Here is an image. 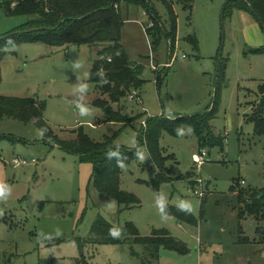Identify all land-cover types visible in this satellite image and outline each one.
Here are the masks:
<instances>
[{
	"label": "rangeland",
	"instance_id": "obj_1",
	"mask_svg": "<svg viewBox=\"0 0 264 264\" xmlns=\"http://www.w3.org/2000/svg\"><path fill=\"white\" fill-rule=\"evenodd\" d=\"M150 1L158 24L169 30L165 4ZM171 1L178 15L174 49L166 34L153 44V34L146 28L155 22L142 5L121 3L125 21L121 42L130 60L143 66L144 80L141 89H132L120 104H114L128 119L126 125L107 123L103 110L92 104L101 95L90 75L105 43H14L2 59L0 93L42 101L45 120L64 139L74 138L73 130L84 126L96 140L114 136L115 144L135 148L138 130L149 116L210 110L221 54L227 68L212 125L216 135L225 137L224 146L207 145L200 150L187 124L178 136L164 132L166 171L159 176L147 147L140 144L144 159L137 158L124 168L121 188L135 193L141 203L124 208L94 187L93 163L82 162L46 141L33 120H0V136H5L0 141V184L11 188L8 197L0 200V264H52L49 259L53 264H143L132 255L130 243L89 242L98 217L122 226L133 222L142 236L165 228L187 243L188 254L162 248V264H264V244L256 241L264 219L241 216L245 202L238 197L239 190L264 188V135L254 132L249 119L264 81V52L257 51L264 46V30L247 11L225 14L227 0H193L191 7L183 0ZM29 19L7 14L0 4V36ZM81 87L87 88L86 93L78 91ZM77 103L87 106L89 115L81 116ZM202 150L207 155L199 165L194 156ZM14 158L27 163L16 165ZM161 177L159 185L152 183ZM235 180L240 182L233 192ZM161 196L169 205L190 202L198 226L180 223L168 213L162 216L156 204ZM134 249L144 254L143 245L136 244Z\"/></svg>",
	"mask_w": 264,
	"mask_h": 264
},
{
	"label": "trees",
	"instance_id": "obj_2",
	"mask_svg": "<svg viewBox=\"0 0 264 264\" xmlns=\"http://www.w3.org/2000/svg\"><path fill=\"white\" fill-rule=\"evenodd\" d=\"M160 1L165 4L170 16L169 30L158 24L160 20L150 0H0L7 14L31 17L26 23L0 36V85L2 59L6 48L14 43L40 42L52 46L105 43L107 46L99 51V58L94 61L90 75V79L96 84V91L101 95L93 99L92 104L103 110L107 123H125L126 125L128 119L120 109L114 107V104H120L132 89L136 91L141 89L144 80L142 78L143 66L134 64L130 60L121 42L122 28L125 23L121 3L142 5L155 22V25L146 28L149 35L153 34V44L156 46L162 35L166 34L174 49L178 38V15L173 1ZM183 1L189 7L193 4V0ZM234 10L247 11L264 24V0H227L224 13H231ZM262 28L264 30V26ZM188 40L193 39L188 38ZM257 51L264 52V46L258 48ZM226 68L227 61L220 56L216 93L213 104L208 107L211 110L185 116H149L146 119V126L143 125L138 130L139 144L135 148L115 144L114 136L106 135L102 140H96L85 130L84 126L73 130L74 138L64 139L45 120L44 103L32 97L7 96L0 93V120L15 118L26 123L33 120L40 130L46 129L44 132L46 141L78 156L82 162L93 163L92 180L99 192L110 195L124 208L134 207L139 205L141 200L135 193L121 188V175L124 168L139 158L140 144L147 147L150 160L160 171L159 176H163V172L166 171L164 147L161 145L164 132L178 136L181 127L187 124L195 132L200 150L207 145L224 146L225 137L215 134L212 121L219 112L221 80L226 75ZM99 73H103V77ZM259 87L260 97L249 119L254 123V132L257 135H264V81ZM105 96L108 98H104ZM4 137L0 136V141ZM117 146H119L124 167L118 166L115 158L108 159L109 150H116ZM163 180L164 177H161L157 182L152 181V183L157 186ZM239 182L240 180H235L231 185L233 192ZM238 194L240 201L245 202V209L241 212V216L250 214L256 216L257 219H264V188L258 191L242 189ZM203 203L204 201L202 206ZM166 213L175 216L180 223L195 227L199 224L198 218L192 212H181L176 205L167 204ZM114 231H119L120 235L113 236L111 233ZM257 236L256 241L264 244V226L260 225L257 228ZM89 242L94 244L130 243L132 255L141 258L143 264H162L160 262L162 248L180 254L190 252L187 243L172 235L168 229H154L150 236H142L133 222H126L122 226L113 224L103 217H98L93 223ZM136 244L144 246L143 255L134 249ZM48 261L53 264L52 259Z\"/></svg>",
	"mask_w": 264,
	"mask_h": 264
},
{
	"label": "clouds",
	"instance_id": "obj_3",
	"mask_svg": "<svg viewBox=\"0 0 264 264\" xmlns=\"http://www.w3.org/2000/svg\"><path fill=\"white\" fill-rule=\"evenodd\" d=\"M75 67H79V65H75ZM99 75H101L103 77V73H99ZM78 91L81 94H84V93H86L87 88L81 87L78 89ZM76 106L79 109V113L81 116L89 115L90 109L87 106H85L81 103H77ZM45 131H46V129L41 130L39 135L41 137H43ZM107 156H108L109 160L115 158L118 166L124 167L123 159H122L121 153L119 151V146H117L116 150L110 149L109 152L107 153ZM138 156H139V159H141V160L144 159L143 154L138 153ZM10 192H11V188L9 186L4 185V184H0V200H5L8 197V195L10 194ZM156 204H157V208H158L159 212L162 214V216H166L167 215V213H166L167 204H166L165 198L163 196L159 197L156 201ZM176 207L181 212H191V210H192L190 202L185 201V200L179 201V203L176 204ZM111 234L113 236H119L120 235L119 231H114Z\"/></svg>",
	"mask_w": 264,
	"mask_h": 264
},
{
	"label": "built area",
	"instance_id": "obj_4",
	"mask_svg": "<svg viewBox=\"0 0 264 264\" xmlns=\"http://www.w3.org/2000/svg\"><path fill=\"white\" fill-rule=\"evenodd\" d=\"M116 6H117V4H116ZM134 96L132 95V97L131 98H133ZM142 124L144 125V127L146 126V121H143L142 122ZM207 155V152L205 151V150H202L201 151V154L199 155V154H196L194 157H195V162H197L199 165H202L203 163H204V161H205V159H204V157ZM14 163L16 164V165H20V164H25V163H27V160H25V159H23V158H14ZM243 183H244V180L242 181ZM201 195H203L202 194V192H201Z\"/></svg>",
	"mask_w": 264,
	"mask_h": 264
},
{
	"label": "water",
	"instance_id": "obj_5",
	"mask_svg": "<svg viewBox=\"0 0 264 264\" xmlns=\"http://www.w3.org/2000/svg\"><path fill=\"white\" fill-rule=\"evenodd\" d=\"M258 20V22L261 24V26L263 27L264 26V24H263V22L260 20V19H257ZM220 56H221V54H220ZM211 110V109H210Z\"/></svg>",
	"mask_w": 264,
	"mask_h": 264
},
{
	"label": "crops",
	"instance_id": "obj_6",
	"mask_svg": "<svg viewBox=\"0 0 264 264\" xmlns=\"http://www.w3.org/2000/svg\"><path fill=\"white\" fill-rule=\"evenodd\" d=\"M241 11H243V10H241ZM245 12V11H244ZM161 115H163V114H161ZM113 124H116V123H113ZM94 126V125H93Z\"/></svg>",
	"mask_w": 264,
	"mask_h": 264
}]
</instances>
